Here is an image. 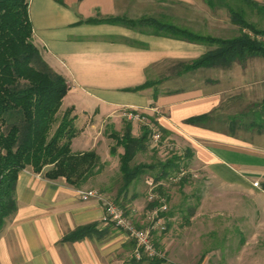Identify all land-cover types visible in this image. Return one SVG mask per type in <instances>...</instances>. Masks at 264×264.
<instances>
[{"label": "crops", "instance_id": "crops-1", "mask_svg": "<svg viewBox=\"0 0 264 264\" xmlns=\"http://www.w3.org/2000/svg\"><path fill=\"white\" fill-rule=\"evenodd\" d=\"M254 1L264 5V0ZM223 8L228 13L225 6L210 7L204 0H29L32 38L68 85L60 110L72 108L75 116L77 132L71 150L94 151L100 169L79 187L64 177L49 179L43 171L20 170L15 184L16 210L0 230V264H149L132 262L131 240L104 220L100 201L81 200L76 192L78 188L106 189L109 173H119L118 154L123 149L118 146L115 155L110 153L114 140L108 131L122 129L125 119L119 112L124 106L136 108L149 120L152 117L167 131L170 147L178 151L187 148V167L200 174L185 185L193 183L196 192L183 191L185 204H196L188 222L185 208L169 205L173 211L165 217L166 222L172 225L181 215L185 223L181 229L170 225L165 232L155 233L166 254L163 264H188L186 256L200 251L196 264H206L205 253H215L217 248H205V230L191 226L221 206L238 221L257 218L264 227V108L257 106L264 100V86L250 89L235 79L230 81L248 72L252 64L264 77V59L250 57L228 67L178 72L177 62L195 59L209 47L155 34L149 26L130 28L86 21L106 16L152 17L205 34L221 22L236 25L230 16L222 18ZM219 71L228 75V85H221ZM148 79L160 82L137 91L130 89ZM254 110L259 113L260 127L254 122ZM204 113L211 115L205 124L185 121ZM139 132V123L132 122V134ZM99 177L101 180L93 183ZM144 178L136 187H141ZM144 197L140 193L127 204L130 211L136 210L134 221L143 214ZM137 212L140 216L135 217ZM89 223L96 224L91 234L66 238L76 227ZM243 249L246 243L237 246L238 252Z\"/></svg>", "mask_w": 264, "mask_h": 264}, {"label": "trees", "instance_id": "trees-1", "mask_svg": "<svg viewBox=\"0 0 264 264\" xmlns=\"http://www.w3.org/2000/svg\"><path fill=\"white\" fill-rule=\"evenodd\" d=\"M204 1L210 7L224 5L231 22L238 26V34L232 37L202 34L152 17L130 19L106 16L88 18L86 21L123 24L130 28L149 26L155 34L202 43L209 47L195 59L177 62L175 69L178 72H187L199 67H228L234 62L243 63L251 56L264 58V29L257 28L245 17L247 11L264 17V5L254 0ZM28 3L29 0H0V230L6 218L16 210L15 184L20 170L26 167H31L34 172L43 170L44 176L49 179L64 177L67 183L79 187L100 169V160L94 151L75 153L71 150V141L77 132L73 123L75 116L72 114V108L65 109L58 118L68 85L65 77L44 59L40 47L32 38ZM159 82L160 80L148 79L130 89L137 91ZM257 106L263 109L264 100ZM253 115L254 120L260 117L255 110ZM210 119L211 115L204 113L190 116L185 121L205 124ZM150 122L160 131L162 139L167 138V131L152 117ZM254 122L258 127L261 126L258 120ZM139 129V134L133 135L132 122L124 120L120 131H108V136L114 140L110 153L115 155L118 146L123 151L118 154V176L109 187L99 190L110 192L114 189L113 199L125 213L130 212L127 204L139 195L135 190L142 178L148 175L155 181L165 180L168 176L176 174L180 167H187L190 157L187 148L178 151L174 146H165L161 142L150 146V128L139 123ZM148 152L151 153L146 160H137L140 155L147 157ZM190 181V175L185 174L177 182V191L181 197L176 204H171L172 196L168 188L162 185L157 187L160 193L166 194L169 205L175 209L185 208V222H188L196 207L195 203H186V207L184 206L186 196L183 187ZM152 205L154 202H147L145 208ZM172 211L173 209H169L162 214L164 220ZM139 220L140 218L138 221L133 220L134 224L144 227ZM95 225L89 223L78 226L66 238L73 240L91 234L96 229ZM170 225L171 223L165 220L166 228L163 232ZM131 242L133 244L132 240ZM154 244L159 247L155 239ZM143 261L149 264H163L164 259L143 257L136 260L132 257L134 263Z\"/></svg>", "mask_w": 264, "mask_h": 264}, {"label": "rangeland", "instance_id": "rangeland-1", "mask_svg": "<svg viewBox=\"0 0 264 264\" xmlns=\"http://www.w3.org/2000/svg\"><path fill=\"white\" fill-rule=\"evenodd\" d=\"M222 7L224 5H221ZM223 13H221L222 18L229 17V13L226 12V9L223 8ZM248 13L245 15L246 19L252 22L257 28L264 29V17L255 12ZM239 32L238 26L233 24H228L221 22L217 28L214 29H206L205 34H212L219 37H232L237 35ZM264 40V38H263ZM254 57L253 60H261L263 57L261 56H251ZM250 58V57H248ZM247 58V59H248ZM264 59V58H263ZM209 73V71H206ZM213 72L212 70L210 71ZM219 77L221 79V85H228V75L219 71ZM258 67L255 64L249 66L248 72L244 74H237V77H231L230 81L233 83L234 79L237 81L238 84H245L247 88L255 89L264 86V77L261 75ZM259 101V100H258ZM262 102V100L260 101ZM259 104V103H258ZM61 111L59 110L58 118L61 115ZM257 121V119H256ZM149 157V154L146 156H139L137 160L143 161ZM31 168V167H26ZM116 170V169H115ZM43 171V170H42ZM117 171H112L109 173L108 177V186L112 183L113 179L118 176ZM199 174V173H198ZM200 175V174H199ZM101 180L97 178L93 183H97ZM191 183V186H185L186 188L183 190L186 194L194 193L195 185ZM140 186L136 187L138 194H142L144 199L142 200V208H145V204L147 203L146 200V187L144 181ZM94 188V187H93ZM168 190L171 197V202H175L176 204L180 200V194L177 191V183H171L168 186ZM111 198L115 197V190L111 189L110 192H106ZM142 199V198H141ZM186 202V201H185ZM188 202V201H187ZM186 204H184L185 206ZM186 207V206H185ZM140 216V212H137L136 216ZM254 218L256 214L252 215ZM259 217V214L257 215ZM181 215L177 217V220L172 223L171 227L175 229H181L182 223H185L183 220L180 219ZM203 218V220H202ZM257 219V218H256ZM250 221V222H243L238 221L233 218L231 214H229L228 210L219 207L214 213H210L204 215L200 218V220L194 224L193 227L195 230L204 231L206 235L204 238V245L205 248L208 247H215L217 251L215 253H205V256H208L206 264H264V227H260L261 221ZM184 225V224H183ZM264 226V225H262ZM184 227V226H183ZM209 232H214L213 236L209 235ZM242 232L245 235H241ZM156 234H154L153 238L155 239ZM242 241V242H241ZM246 243V249L243 251H237V246L244 245ZM200 252L191 253L187 255L188 264H196L198 263V258ZM166 255V254H165ZM186 259V258H185Z\"/></svg>", "mask_w": 264, "mask_h": 264}, {"label": "built area", "instance_id": "built-area-1", "mask_svg": "<svg viewBox=\"0 0 264 264\" xmlns=\"http://www.w3.org/2000/svg\"><path fill=\"white\" fill-rule=\"evenodd\" d=\"M119 113L127 121L147 125L150 128V146H155L160 142L165 146H170L168 138H161L160 131L151 124L146 114L130 106L120 108ZM185 174H189L191 178L199 176L197 171L183 166L176 174L168 176L165 180L155 181L152 176H145L146 200L147 202H154V205L143 210L140 220L144 227H137L134 224L132 213H135L136 210L132 209L129 213H125L124 209L113 198L98 188H78L76 192L81 200L95 198L100 201L104 211V220L112 223L115 228L125 233L133 241L131 256L134 259L140 260L143 257L165 259L164 250L154 244L153 236L155 233L163 232L166 228L162 214L169 210V203L166 194L160 193L157 187L162 185L168 188L169 184L177 183ZM253 185L257 186L258 181H254Z\"/></svg>", "mask_w": 264, "mask_h": 264}]
</instances>
